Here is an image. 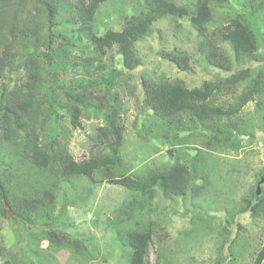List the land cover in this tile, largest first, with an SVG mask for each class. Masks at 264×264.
Masks as SVG:
<instances>
[{
	"label": "trees",
	"instance_id": "trees-1",
	"mask_svg": "<svg viewBox=\"0 0 264 264\" xmlns=\"http://www.w3.org/2000/svg\"><path fill=\"white\" fill-rule=\"evenodd\" d=\"M108 1L0 0V216L20 224L29 241L41 235L39 244L47 241V249L68 247L80 255L84 243L65 229L62 218L70 202L57 210L54 188H69L81 177L122 185L131 195L112 223L115 236L129 249L127 264H151V244L166 235L156 219L147 218L158 190L165 197H186L188 192L199 196L211 186L204 148L193 146L189 160L180 157L177 144L188 140L182 133L195 131L205 148L216 151L238 150L243 137L252 141L264 136V53L258 52L264 44V0H237L235 13L216 30L210 28L214 11L229 8L230 0H138L121 29L100 33L97 13ZM185 18L199 36L200 56L219 72L194 87L180 77H142L144 113H152L162 127L158 135L176 145L170 148L175 160L169 166L144 168L141 174L132 172L122 155L126 124L121 89L129 79L126 72L142 65L137 44L154 33L158 21L170 19L179 31ZM113 48L122 56V69L113 55L111 64L103 62ZM160 53L178 68L191 69L188 52L175 47ZM222 94H231L232 101H218ZM251 101L261 116L260 131L239 116ZM65 116L74 128L82 126L83 117L101 121L96 127L97 153L82 160L73 157L63 139L69 131L62 122ZM261 179L263 172L258 183ZM256 188L243 197L235 214L264 217V188L258 197ZM230 225L229 219L223 224L213 264H236ZM29 249L45 264L44 252ZM164 264H171L168 258ZM253 264H264V243Z\"/></svg>",
	"mask_w": 264,
	"mask_h": 264
},
{
	"label": "rangeland",
	"instance_id": "rangeland-1",
	"mask_svg": "<svg viewBox=\"0 0 264 264\" xmlns=\"http://www.w3.org/2000/svg\"><path fill=\"white\" fill-rule=\"evenodd\" d=\"M137 2L138 0H109L103 4L97 13L98 31L102 33L108 28L121 29ZM229 5V8L215 9L211 29H221L224 18L235 13L239 7L237 0H230ZM181 22L182 29L178 31L173 28L170 19L158 21L154 33L137 44L142 65L126 72L129 79L121 89L124 103L122 116L126 124L122 155L125 165L132 172L141 174L144 168L169 166L175 160V156L170 155V148L176 145L161 138L158 135L162 128L159 121L153 118L152 113L150 117L144 113L146 109L143 110L142 77H180L189 87H194L219 72L207 66L200 56L197 45L199 36L191 27L189 19H182ZM263 45L259 48L260 54L264 53ZM175 47L188 52L192 62L190 70L183 71L162 57V50H172ZM112 55L117 68L122 69L123 60L117 48L109 50L102 57L103 62L111 64ZM248 65L253 67L257 64ZM222 75L226 73L222 72ZM12 76H16V73ZM217 98L222 103L225 98L229 101L233 99L231 94H222ZM239 116L249 120L256 131L261 130V116L256 110L255 102H249ZM62 122L69 129L63 139L76 160L97 153L100 143L96 127L101 121L83 117L82 126L76 128L71 125L67 116ZM155 131L157 134H154ZM186 132L182 133L188 137L186 145L177 144L179 155L182 160H189L194 153L193 146L204 148L203 157L209 162L207 171L211 186L199 196L188 192L186 197H165L158 190L152 206L154 211L151 215L147 212V218L156 219L158 226H163L161 232L164 231L166 235H162L161 240L155 239L151 244L148 254L150 263L164 264L168 258L171 264H213L218 255L223 224L229 219V240H234L232 248L236 264H253L255 252L264 243V217H253L249 212L235 214V211L243 206V197L252 193V189L257 187L258 197L262 191L261 186L264 188V179L258 183L259 175L264 173V136L252 141L243 137V147L238 150L225 147L216 151L215 148H205L202 138L195 131H189V134ZM178 134L180 136L181 132ZM200 167H203V162ZM70 185L69 188L65 184L54 188V191L57 190V210L64 201L70 202L62 218L66 222L65 229L84 243L82 253L76 255L68 247L57 252L47 249V241L39 244L41 235L29 241L30 237L26 236L27 233L20 224L0 216V245L6 247L3 251V247L0 250V264H8L6 260L13 264H34L36 261L42 264L37 255L29 254L31 247L36 248L39 253L44 252L47 256L45 264H127L129 249L122 246V241L115 236L112 223L119 207L130 197L131 192L122 185L92 183L86 177L73 179ZM30 231L36 232V229ZM159 253L163 256H160L158 263ZM224 253H228L227 248Z\"/></svg>",
	"mask_w": 264,
	"mask_h": 264
},
{
	"label": "water",
	"instance_id": "water-1",
	"mask_svg": "<svg viewBox=\"0 0 264 264\" xmlns=\"http://www.w3.org/2000/svg\"><path fill=\"white\" fill-rule=\"evenodd\" d=\"M263 180V179H262Z\"/></svg>",
	"mask_w": 264,
	"mask_h": 264
}]
</instances>
